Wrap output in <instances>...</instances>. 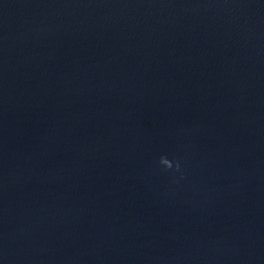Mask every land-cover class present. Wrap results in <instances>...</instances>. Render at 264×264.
I'll use <instances>...</instances> for the list:
<instances>
[{"label":"water","instance_id":"water-1","mask_svg":"<svg viewBox=\"0 0 264 264\" xmlns=\"http://www.w3.org/2000/svg\"><path fill=\"white\" fill-rule=\"evenodd\" d=\"M0 264H264V0H0Z\"/></svg>","mask_w":264,"mask_h":264}]
</instances>
